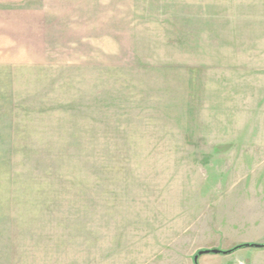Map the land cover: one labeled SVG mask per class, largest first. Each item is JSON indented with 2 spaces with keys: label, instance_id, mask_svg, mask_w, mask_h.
<instances>
[{
  "label": "rangeland",
  "instance_id": "374dc122",
  "mask_svg": "<svg viewBox=\"0 0 264 264\" xmlns=\"http://www.w3.org/2000/svg\"><path fill=\"white\" fill-rule=\"evenodd\" d=\"M140 6L133 51L0 49V264H264V0Z\"/></svg>",
  "mask_w": 264,
  "mask_h": 264
},
{
  "label": "crops",
  "instance_id": "0c3cea01",
  "mask_svg": "<svg viewBox=\"0 0 264 264\" xmlns=\"http://www.w3.org/2000/svg\"><path fill=\"white\" fill-rule=\"evenodd\" d=\"M5 1L8 0H0V3ZM11 1H29L30 9L16 10L14 22L6 20L7 26H0V38H4L0 39V49H15L14 44L27 25L29 38L23 42L30 50L43 52L133 51L131 36L136 14L141 11V3H146V0ZM4 10L0 8V12ZM23 20L29 22L23 23ZM7 37L15 43L8 42ZM10 45L14 46L6 48Z\"/></svg>",
  "mask_w": 264,
  "mask_h": 264
},
{
  "label": "water",
  "instance_id": "95a60500",
  "mask_svg": "<svg viewBox=\"0 0 264 264\" xmlns=\"http://www.w3.org/2000/svg\"><path fill=\"white\" fill-rule=\"evenodd\" d=\"M247 245H253V246H264V244L261 243H248ZM225 250L219 249V248H210V249H202L200 250L195 256H194V260L197 262L199 255H201L202 253L205 252H214V253H219Z\"/></svg>",
  "mask_w": 264,
  "mask_h": 264
},
{
  "label": "trees",
  "instance_id": "16d2710c",
  "mask_svg": "<svg viewBox=\"0 0 264 264\" xmlns=\"http://www.w3.org/2000/svg\"><path fill=\"white\" fill-rule=\"evenodd\" d=\"M239 246H242V245H239ZM239 246H238V247H239ZM197 264H198V263H197Z\"/></svg>",
  "mask_w": 264,
  "mask_h": 264
}]
</instances>
